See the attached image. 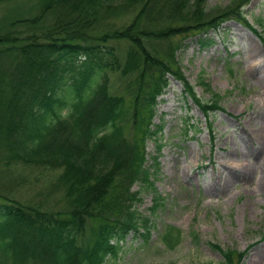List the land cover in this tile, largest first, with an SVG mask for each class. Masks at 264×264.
Instances as JSON below:
<instances>
[{
	"label": "trees",
	"instance_id": "16d2710c",
	"mask_svg": "<svg viewBox=\"0 0 264 264\" xmlns=\"http://www.w3.org/2000/svg\"><path fill=\"white\" fill-rule=\"evenodd\" d=\"M247 1L210 14L206 0H38L35 15L0 25V264H104L130 233L147 242L150 220L136 205L143 192L152 212L162 200L160 162L146 141L161 134L156 106L168 76L206 119L223 110L217 94L196 96L178 68L180 44L169 39L192 31L204 48L213 43L206 34L235 20L264 41L244 14ZM30 166L59 171L62 208L8 193ZM179 237L168 225L160 239L174 248ZM210 245L221 264H242L249 249Z\"/></svg>",
	"mask_w": 264,
	"mask_h": 264
},
{
	"label": "rangeland",
	"instance_id": "374dc122",
	"mask_svg": "<svg viewBox=\"0 0 264 264\" xmlns=\"http://www.w3.org/2000/svg\"><path fill=\"white\" fill-rule=\"evenodd\" d=\"M230 3L206 0L205 7L213 14ZM37 4L38 0L0 2V25L35 15ZM243 10L264 37V0H248ZM115 21L118 26L125 19ZM193 34L169 39L180 44L178 68L197 97L210 101L217 94L223 110L209 112L206 119L182 83L168 76L156 106L161 134L156 141H146L148 157L156 154L160 162L154 186L162 200L152 212V193L143 192L136 205L150 220V237L144 242L130 233L118 255L104 264H221V254L210 243L239 251L249 247L242 264H264V41L235 20L206 34L213 39L207 47H199L198 35ZM111 79L121 85L117 77ZM156 142L161 144L159 151ZM22 172L14 177L18 189L8 193L44 208L64 206L53 184L58 170L30 166ZM168 225L180 230L174 248L160 239Z\"/></svg>",
	"mask_w": 264,
	"mask_h": 264
}]
</instances>
